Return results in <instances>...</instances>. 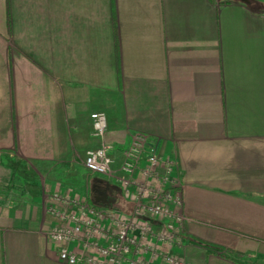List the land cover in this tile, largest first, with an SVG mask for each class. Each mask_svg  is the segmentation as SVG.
Here are the masks:
<instances>
[{"label": "crops", "instance_id": "0c3cea01", "mask_svg": "<svg viewBox=\"0 0 264 264\" xmlns=\"http://www.w3.org/2000/svg\"><path fill=\"white\" fill-rule=\"evenodd\" d=\"M96 111L175 159L187 264H264V0H0V264H65L54 190L129 209L81 165Z\"/></svg>", "mask_w": 264, "mask_h": 264}, {"label": "built area", "instance_id": "2783aa9c", "mask_svg": "<svg viewBox=\"0 0 264 264\" xmlns=\"http://www.w3.org/2000/svg\"><path fill=\"white\" fill-rule=\"evenodd\" d=\"M95 146L85 149L81 165L118 187L129 209L102 206L71 188L54 190L46 207L57 219L45 232L65 264H187L176 252L186 219L182 190L175 181V159L161 156L159 138L130 132L115 151L105 140L106 116L90 114ZM71 244L72 246H69Z\"/></svg>", "mask_w": 264, "mask_h": 264}, {"label": "rangeland", "instance_id": "374dc122", "mask_svg": "<svg viewBox=\"0 0 264 264\" xmlns=\"http://www.w3.org/2000/svg\"><path fill=\"white\" fill-rule=\"evenodd\" d=\"M81 162V161H80ZM79 162V163H80ZM78 169H77V172H78V174H79V176H83L85 179H87V177H89V176H91V175H89V174H91V173H89V172H86L85 170H83L82 172H80L79 171V167H77ZM79 179V178H78ZM80 180H78V182H79ZM71 182H73V181H71ZM82 184V181L81 182H79V185H81ZM79 189L81 190V191H77L76 193V195H78V196H80V197H82V198H84V197H88L89 196V199H95V202L97 203V204H99V205H102V206H108V205H105L103 202H101L100 200H99V198H97L98 197V195H97V193H95V194H92V192L86 187V188H84L83 186H81V187H79ZM87 194H88V196H87ZM258 264H263V261L261 260V261H258Z\"/></svg>", "mask_w": 264, "mask_h": 264}, {"label": "water", "instance_id": "95a60500", "mask_svg": "<svg viewBox=\"0 0 264 264\" xmlns=\"http://www.w3.org/2000/svg\"><path fill=\"white\" fill-rule=\"evenodd\" d=\"M242 1H248V0H242ZM92 201H95V199H91Z\"/></svg>", "mask_w": 264, "mask_h": 264}]
</instances>
